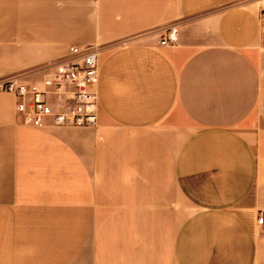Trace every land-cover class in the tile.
Returning <instances> with one entry per match:
<instances>
[{"label": "crops", "instance_id": "0c3cea01", "mask_svg": "<svg viewBox=\"0 0 264 264\" xmlns=\"http://www.w3.org/2000/svg\"><path fill=\"white\" fill-rule=\"evenodd\" d=\"M263 13L0 0V81L99 48L97 125L24 123L0 90V264H264Z\"/></svg>", "mask_w": 264, "mask_h": 264}, {"label": "built area", "instance_id": "2783aa9c", "mask_svg": "<svg viewBox=\"0 0 264 264\" xmlns=\"http://www.w3.org/2000/svg\"><path fill=\"white\" fill-rule=\"evenodd\" d=\"M264 16V13H263ZM178 28L171 25L161 44L176 43ZM34 79L14 75L0 81V90L16 94V109L27 124L45 126L97 125L99 95L95 88L99 73V48L73 45L71 53L38 69ZM264 221V214L259 222Z\"/></svg>", "mask_w": 264, "mask_h": 264}]
</instances>
